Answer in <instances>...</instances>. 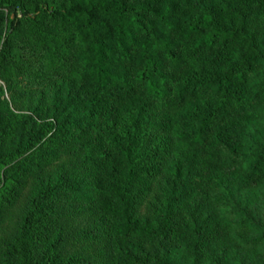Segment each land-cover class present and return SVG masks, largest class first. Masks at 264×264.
Instances as JSON below:
<instances>
[{"label": "trees", "instance_id": "1", "mask_svg": "<svg viewBox=\"0 0 264 264\" xmlns=\"http://www.w3.org/2000/svg\"><path fill=\"white\" fill-rule=\"evenodd\" d=\"M262 184L264 0H0V264H239Z\"/></svg>", "mask_w": 264, "mask_h": 264}, {"label": "rangeland", "instance_id": "2", "mask_svg": "<svg viewBox=\"0 0 264 264\" xmlns=\"http://www.w3.org/2000/svg\"><path fill=\"white\" fill-rule=\"evenodd\" d=\"M8 144V143H7ZM65 158V156H63ZM162 179L159 178L152 183L151 194L148 199L142 205L140 214L144 216L146 214V206L153 197L158 194V186L161 184ZM27 190L22 193L21 199L15 204V206L8 212L3 218L0 225V240L9 238L16 227L18 222V216L23 211L26 204ZM254 204L251 207V211L254 217V222L260 227L259 234L260 240L251 245L243 244V241L249 237V231L234 230L233 234H227L226 243L228 247L235 251V257L232 255V259H236L239 264H264V184L261 187L256 188L254 192ZM225 243L223 242V245ZM218 249V248H217ZM220 248L218 249V252ZM39 253V252H37ZM209 255H205L202 264H215Z\"/></svg>", "mask_w": 264, "mask_h": 264}]
</instances>
